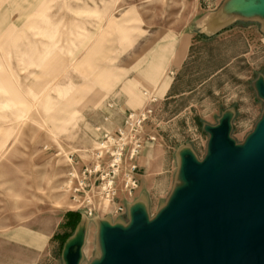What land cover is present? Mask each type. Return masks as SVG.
Listing matches in <instances>:
<instances>
[{
	"label": "rangeland",
	"instance_id": "374dc122",
	"mask_svg": "<svg viewBox=\"0 0 264 264\" xmlns=\"http://www.w3.org/2000/svg\"><path fill=\"white\" fill-rule=\"evenodd\" d=\"M218 1L0 0V264H69L62 245L81 219V198L73 199L67 173L101 139L95 127L110 97L125 92L133 48L143 36L153 43L159 29L189 26ZM252 27L198 40L175 87L186 93L160 103L145 127L154 136L141 152L148 226L191 188L168 195L175 149L204 141L203 122L235 104L239 153L264 128V101L253 90L264 76V33ZM92 245L89 237L76 264H88Z\"/></svg>",
	"mask_w": 264,
	"mask_h": 264
},
{
	"label": "water",
	"instance_id": "95a60500",
	"mask_svg": "<svg viewBox=\"0 0 264 264\" xmlns=\"http://www.w3.org/2000/svg\"><path fill=\"white\" fill-rule=\"evenodd\" d=\"M257 10L264 15V0ZM211 148L183 167L178 189L191 188L160 221L122 230L101 222L103 253L93 264H264V128L244 152L220 135ZM76 246L70 240L64 253Z\"/></svg>",
	"mask_w": 264,
	"mask_h": 264
},
{
	"label": "crops",
	"instance_id": "0c3cea01",
	"mask_svg": "<svg viewBox=\"0 0 264 264\" xmlns=\"http://www.w3.org/2000/svg\"><path fill=\"white\" fill-rule=\"evenodd\" d=\"M261 0H219L212 9H201L200 14L191 15L189 26L179 30H158L157 38L150 43L149 38L141 40L132 50V59L127 64V79L124 87L125 92H117L110 97L100 123L95 127L100 136L104 133H115L124 125V119L128 112L135 111L147 102L143 95L144 91L152 92L158 99V105H166L170 100L177 99L185 94L184 91H177L176 84L179 81L181 72L191 54L192 46L198 40L208 39L226 30L257 28L260 34L264 33V15L259 13L257 7ZM150 35V34H149ZM97 77L98 74H95ZM264 86V76L260 73L254 80L253 90L255 98L264 101L261 93ZM123 85L119 86L120 91ZM237 115L236 105L224 106L219 109L217 116L209 122L201 124V130L205 133V140L195 143H184L177 146L174 152L175 166L172 170V184L168 195L173 193L183 183V167L188 169L197 163H201L210 154L212 142L215 136L220 135L229 144L236 145L237 141L232 132L235 127ZM147 134H149L147 132ZM146 141L143 150L147 148ZM203 147V154L199 155L195 146ZM143 153V152H142ZM147 156L142 154L137 159L138 182L137 187L128 194L121 184L117 185V201L124 207L123 213L115 214L107 211H97L91 216L81 212V219L77 223L73 233L63 241L61 259L71 260V251H77L74 257V264L85 257V246L89 237L92 239L93 255L88 264L100 260L103 253V246L100 237L101 225L114 227L118 230L131 228L151 219V200L149 193V174H147ZM83 159L76 158L73 165L75 170L81 168ZM142 168V170H141ZM141 170V171H140ZM140 171V173H139ZM81 228L78 230V225ZM70 240L77 243V246L70 252H65L66 243Z\"/></svg>",
	"mask_w": 264,
	"mask_h": 264
},
{
	"label": "built area",
	"instance_id": "2783aa9c",
	"mask_svg": "<svg viewBox=\"0 0 264 264\" xmlns=\"http://www.w3.org/2000/svg\"><path fill=\"white\" fill-rule=\"evenodd\" d=\"M143 95L146 104L128 112L123 127L115 133H104L88 150L81 168L75 170L72 166L67 173L70 184L74 182L73 199L81 198V212L87 216L100 210L123 213L124 207L117 201L118 183L128 194L137 187V159L144 143L154 140V136L145 132V127L151 122L159 102L152 92L144 91Z\"/></svg>",
	"mask_w": 264,
	"mask_h": 264
},
{
	"label": "bare ground",
	"instance_id": "6f19581e",
	"mask_svg": "<svg viewBox=\"0 0 264 264\" xmlns=\"http://www.w3.org/2000/svg\"><path fill=\"white\" fill-rule=\"evenodd\" d=\"M80 228H81V224H80ZM110 257H111V254H109V255L107 256V258H106V263L109 261Z\"/></svg>",
	"mask_w": 264,
	"mask_h": 264
},
{
	"label": "trees",
	"instance_id": "16d2710c",
	"mask_svg": "<svg viewBox=\"0 0 264 264\" xmlns=\"http://www.w3.org/2000/svg\"><path fill=\"white\" fill-rule=\"evenodd\" d=\"M77 223H78V221L76 222L75 227H76Z\"/></svg>",
	"mask_w": 264,
	"mask_h": 264
}]
</instances>
